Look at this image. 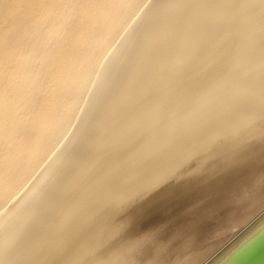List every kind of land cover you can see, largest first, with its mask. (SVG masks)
Masks as SVG:
<instances>
[{
  "label": "bare ground",
  "instance_id": "bare-ground-1",
  "mask_svg": "<svg viewBox=\"0 0 264 264\" xmlns=\"http://www.w3.org/2000/svg\"><path fill=\"white\" fill-rule=\"evenodd\" d=\"M264 214V0H0V264H207Z\"/></svg>",
  "mask_w": 264,
  "mask_h": 264
},
{
  "label": "water",
  "instance_id": "water-1",
  "mask_svg": "<svg viewBox=\"0 0 264 264\" xmlns=\"http://www.w3.org/2000/svg\"><path fill=\"white\" fill-rule=\"evenodd\" d=\"M207 264H264V214Z\"/></svg>",
  "mask_w": 264,
  "mask_h": 264
}]
</instances>
